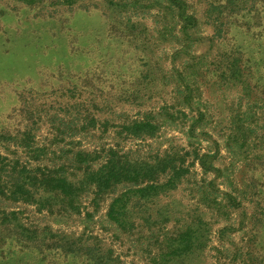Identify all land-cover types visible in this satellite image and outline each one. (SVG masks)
<instances>
[{
	"label": "rangeland",
	"instance_id": "rangeland-1",
	"mask_svg": "<svg viewBox=\"0 0 264 264\" xmlns=\"http://www.w3.org/2000/svg\"><path fill=\"white\" fill-rule=\"evenodd\" d=\"M184 1L199 19L187 38L166 0H0V264H72L52 252L71 239L119 264H264V86L220 77L233 40L249 76L264 46L237 19L207 50L195 42L212 34L203 4ZM140 122L153 137L131 135ZM84 152L96 154L75 157ZM111 154L158 178L98 189ZM203 155L215 172L203 171ZM12 168L37 194L11 193ZM52 178L67 185L53 197ZM145 187L133 228L120 231L112 205L121 216ZM178 240L190 249L160 261Z\"/></svg>",
	"mask_w": 264,
	"mask_h": 264
},
{
	"label": "trees",
	"instance_id": "trees-1",
	"mask_svg": "<svg viewBox=\"0 0 264 264\" xmlns=\"http://www.w3.org/2000/svg\"><path fill=\"white\" fill-rule=\"evenodd\" d=\"M167 1V10L170 13H177V17L182 22V27L180 28V34L184 37H188V31L194 30L199 24V19L196 17L195 14L187 15L186 9L188 5L185 3L184 0H166ZM203 7L199 8V17L200 23L203 26L211 28V35L207 37H197L195 39V42L197 44H200L202 46L204 42H207V50L213 46V44L223 45V40H226L227 33L229 32V28L234 22L239 19L241 26H243L242 33L247 37V40L252 43H260L259 46H264V0H199ZM159 4V3H157ZM235 25V24H234ZM236 28H240V26H236ZM130 36L134 39V36L130 34ZM234 38V36L230 37ZM233 40V39H232ZM233 40V46L232 51H230V55H232V64H226L224 66V69L220 75L221 78L226 77V71H231L232 76L235 79H239L242 82V85H244L245 88H249L250 86H257L259 83L261 86H264V65L259 64L257 67L261 72L255 76H249V67H242L243 69H239V56L242 55V50L240 45H237ZM223 55L225 53V49L222 51ZM237 54V55H236ZM262 63H264V57H262ZM236 63V64H235ZM239 67V68H238ZM246 70V71H245ZM245 71V73H243ZM162 78L165 77V72L162 69L161 70ZM237 74V75H235ZM236 77H235V76ZM241 75L245 76L243 78ZM248 77V78H247ZM131 135L133 137L139 138V137H153L155 133V128L152 127L150 124L145 122L140 123H134L129 128ZM18 134H16V137ZM23 138V140L26 139L29 140L28 132H25L24 134H20ZM25 135V137H24ZM28 145V142L26 143ZM91 152H84V153H78L76 154V158L80 159V161L86 159L91 156ZM209 158V156L203 155L200 159V166L205 172H215L211 165L206 164L204 161ZM156 168V167H155ZM6 168H1V172H3ZM163 171V170H162ZM161 171V172H162ZM23 169L17 170L15 168H12L9 170L8 175L9 179L7 180L8 183L11 185H14L17 189L15 191H12L11 193L15 195V193H21V194H28L34 193L37 194V191L39 187H34L31 189L26 184H22V179L20 178V174L23 173ZM98 178L99 180L95 182L96 187L98 186V189H108L111 185H118V184H131L132 186H137L142 180L154 181L158 178L159 173H154V167L151 169L143 171L141 169V166L139 162L135 160H115V158L112 157V154L110 157H107L105 163L101 166V168L98 171ZM50 176L42 175L41 180H48ZM157 177V178H156ZM36 178V177H35ZM142 178V179H141ZM170 179V180H169ZM52 182H57V185H55V188H53V194L48 193L49 196H54V194L58 191H63L66 185V179L61 178L59 181H54V179H51ZM169 180V181H168ZM172 181V178H168L165 186V188L170 184L169 182ZM174 181V180H173ZM172 181V182H173ZM171 182V183H172ZM51 184V183H50ZM43 185V184H42ZM68 187L70 189L75 188L72 184H69ZM149 187L140 188L136 191H133L134 194L131 198L128 199V203H123L122 210H121V216L119 215L118 211L121 209L118 207L115 212H113V205L111 207V210L108 213V218L116 222L118 224V229L120 231H127L131 230L133 228V222L135 220L132 219L133 216V210L135 208L136 203H140L142 200H145L144 194L148 191ZM160 188V187H159ZM69 189V190H70ZM151 189V188H150ZM37 190V191H36ZM140 194V195H139ZM255 194V193H254ZM12 195V198H14ZM64 197L67 195L65 193H62ZM74 192L69 194L68 197L73 201L74 200ZM129 196L130 193H129ZM27 198V197H26ZM127 204H130L132 206L129 209L131 210V213H123L125 211V208ZM143 206V205H141ZM164 221V220H163ZM178 244L174 248L172 252L165 251L164 253H160L158 255V258H161L160 261L167 260L168 258H171L172 256H179L182 255L184 252L190 249V243L186 240H178ZM184 243V245H183ZM54 245L57 246L58 251H52L59 253L64 258L67 257L69 260L73 261L72 264H119L118 259H114L111 257V250L106 249L104 252L98 251L94 247H91L89 245H84L83 241L81 239H71L70 241H64V242H58L55 241ZM56 250V249H55ZM167 256V257H166ZM163 257H166L163 259Z\"/></svg>",
	"mask_w": 264,
	"mask_h": 264
}]
</instances>
